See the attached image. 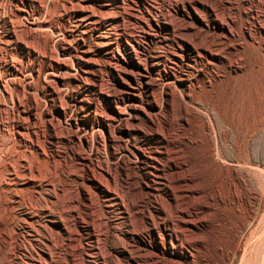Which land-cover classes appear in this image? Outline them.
Here are the masks:
<instances>
[{
  "label": "rangeland",
  "instance_id": "374dc122",
  "mask_svg": "<svg viewBox=\"0 0 264 264\" xmlns=\"http://www.w3.org/2000/svg\"><path fill=\"white\" fill-rule=\"evenodd\" d=\"M37 1L45 3L39 10L36 0H0V264H119L112 249L123 239L116 230L126 228V221L116 218L127 212L132 224L151 239L142 223L148 210L158 237L182 252L171 255L149 247L152 254H159L155 264H264V0H199L210 7L197 8L201 20L189 17L187 8L185 15L176 14L175 4L189 0H122L119 24H112L109 14L95 7L101 16L82 33L73 9L62 6L66 0ZM128 11L144 25L132 22ZM32 20L43 26L32 28ZM129 33L137 43H127ZM100 36L107 37L109 47L97 44ZM178 37L188 40L189 47ZM203 48L220 58L209 60ZM131 50L148 68L152 64L160 70L159 74L152 70L149 80L172 89L166 94V87H140L136 102L149 114L156 113L153 123L141 112H129L131 101L121 99L120 85L103 68V63L119 71L131 68L138 84H143L146 76L121 56L125 64L110 56L114 52L127 59ZM173 51L179 54L176 60ZM58 61L63 68L57 67ZM57 74L63 77L59 81ZM182 75L185 80L180 81ZM122 80L130 82L127 77ZM49 84L62 93L55 103L65 109L63 115L47 96ZM98 89L121 106L126 126L138 128L124 142L118 138L123 133L115 119L112 134L118 140L109 145L101 128L98 139L88 133L87 143L78 139L82 131L78 138L73 135L75 122L89 113L111 117ZM147 100H154L155 108H148ZM32 109L35 118L26 116ZM50 118L52 128L47 125ZM21 125L37 134L20 138ZM83 129L90 130L89 124ZM123 158L133 162L116 165ZM171 159L185 165L173 171ZM152 166L159 168V179L164 177L161 180L173 195L163 185L157 200L146 194L157 171ZM24 167L35 181L14 195L5 182L11 171L21 174ZM100 167L110 170L115 181L108 185L122 198L111 209L104 186L94 181L104 180ZM132 196L133 208L128 204ZM160 206L166 220L158 212ZM175 206L188 210L187 217L195 224L181 228ZM26 213L32 216L27 224ZM50 216H61L67 231L45 224ZM86 222L94 224L98 239L85 235ZM164 226L176 231L178 239L167 237ZM88 243L98 254H85Z\"/></svg>",
  "mask_w": 264,
  "mask_h": 264
},
{
  "label": "bare ground",
  "instance_id": "6f19581e",
  "mask_svg": "<svg viewBox=\"0 0 264 264\" xmlns=\"http://www.w3.org/2000/svg\"><path fill=\"white\" fill-rule=\"evenodd\" d=\"M142 3H146V2H149L147 0H138ZM205 1V0H204ZM37 6H38V10L40 8H42L41 6V2L40 1H37ZM122 0H66L62 6L63 8H72L74 13H75V24L79 27V32L82 33L84 32L85 28H87L91 23L95 22L97 19L99 20V17L101 16V14L103 12H105V16H106V13L109 14L110 16V20H111V23L112 24H119L120 22V17L122 18L121 15H119L120 13L118 12L120 10V8L122 7L121 6V3ZM136 2V1H135ZM151 2V1H150ZM179 2V1H178ZM183 2V1H182ZM44 3V2H43ZM19 4V3H18ZM45 4V3H44ZM12 5V4H11ZM43 5V4H42ZM55 6V5H54ZM145 6V5H144ZM229 6V5H228ZM4 7V6H3ZM51 7V6H50ZM75 7V10L74 8ZM93 7V8H92ZM97 7L98 11H100V15H98V11L96 10V13H95V10L94 8ZM204 8L205 10L208 8H210L207 4H205L204 2H201L199 0H189L188 2L185 3H177L175 4V11H176V14L177 12L179 13H182L185 15L186 13V8H187V14L189 17L191 18H195V19H200V16L197 12V8ZM23 8V7H22ZM55 8V7H54ZM135 8V7H134ZM51 9V8H50ZM65 10V9H64ZM102 11V12H101ZM132 11V10H131ZM202 11V10H201ZM13 12V11H12ZM55 12V11H54ZM118 12V14H117ZM126 12V11H125ZM129 12V11H128ZM169 12V11H168ZM62 13V12H61ZM130 13V12H129ZM128 13V14H129ZM55 14V13H54ZM67 14V13H66ZM170 14V12H169ZM172 14V13H171ZM17 15V14H16ZM130 19L132 22H138L139 24L141 23V27L142 25H144V23L134 14V13H130ZM11 16V15H10ZM145 17V16H144ZM47 18V17H46ZM22 19V18H21ZM123 19V18H122ZM157 19V17H156ZM153 21L155 22V24L161 26L157 21ZM35 20V19H34ZM55 20V19H54ZM41 21V20H40ZM47 21V20H46ZM122 21V20H121ZM172 22V21H171ZM24 23V22H23ZM57 23V22H56ZM147 24H149L150 22L146 21ZM227 23V22H226ZM30 26L33 28V26H36L38 28L42 27L43 24L40 23L39 21H30L29 22ZM190 24V23H189ZM220 24V26L225 29L224 25L221 24V23H218ZM20 25V23H19ZM133 25V23H132ZM138 25V24H137ZM149 26V25H148ZM150 27V26H149ZM163 27H165L166 29L168 30H174L172 25L170 24H166L164 23L163 24ZM182 27V26H181ZM187 27H189V25H185L183 26L184 29H186ZM22 28V27H21ZM46 28V27H44ZM135 28V27H134ZM176 28V27H175ZM42 29V28H41ZM50 29V28H49ZM39 30V29H38ZM38 30H35V31H38ZM44 30V29H43ZM48 31V30H47ZM132 32V31H131ZM78 33V32H77ZM183 33V32H182ZM233 33V32H232ZM43 34V33H42ZM41 34V35H42ZM129 36H125V40L127 41V43L129 42V40L132 42V43H137L135 37L133 36V34L131 35V33L128 34ZM17 36V35H16ZM19 36V35H18ZM193 36V35H192ZM227 36V35H226ZM20 37V36H19ZM22 37V36H21ZM80 37V36H79ZM228 37V36H227ZM18 38V37H17ZM22 39V38H21ZM74 39V38H73ZM77 39V38H76ZM2 40V39H0ZM24 40V39H23ZM178 41H180L181 44H183L184 46L186 47H189V42L188 40H186L185 38H182V37H178L177 39ZM31 41V40H30ZM33 41V40H32ZM45 41V40H44ZM81 41V40H80ZM201 41V40H200ZM10 42V41H9ZM25 42V41H24ZM39 42V41H38ZM69 42V41H68ZM202 42H205L202 41ZM218 42V41H217ZM32 43V42H31ZM30 43V44H31ZM97 44L99 45H102L103 47H106V46H110V42L108 41L107 37H103V36H100L99 37V40L97 42ZM129 45L131 43H128ZM210 44V43H209ZM28 46H30L28 44ZM38 46V45H37ZM123 46L126 47L125 44H123ZM227 46V45H226ZM34 47V46H33ZM82 47V46H81ZM124 47V48H125ZM208 47V46H207ZM65 47H62L61 46V49L63 50ZM174 48V47H173ZM198 48V47H197ZM214 49V48H213ZM41 50V49H40ZM88 50V49H87ZM86 49L83 48L82 52L86 53L87 52ZM104 50V49H103ZM206 56L208 57L209 60H214V59H218L220 58L219 55H217L216 53L212 52L211 50H208L207 48H203ZM37 51V50H36ZM218 51V50H217ZM174 52V51H173ZM177 52V51H176ZM219 52V51H218ZM45 54V53H44ZM128 57L127 59L126 58H123L122 55H115L114 52H111L110 56L113 57L115 56L116 59L118 61H121L122 62V59L127 62L128 64H130L131 66L135 67L136 70H138V72H140V74L142 76H146V80L144 81L143 84H138V82L136 81V76H134L133 72L135 73L136 71H133L132 72V69H127L125 67V69L123 68L122 71H119L118 69H116L115 67H112L110 66L108 63H103V68H107L111 77L113 78V80L115 81V83H117L118 85H120V90H121V99L122 100H130V104L128 105L129 106V112L131 114L133 113H137V112H141L144 116H146L148 118V120L153 123V116H157L156 113H153V114H149L151 113V111L148 113V111H146V109H142L140 107H138V104H137V96H138V91H141L140 90V87L143 85L145 86L146 88L149 87V86H155L156 88H161V90H163L162 88L166 87L165 92L166 94L169 92V90L171 89L170 85H163L161 84L160 82L158 81H154L152 82L151 80L148 79V77H150V74L152 72V70H155L156 72L157 71H160L158 70V68L154 65L151 64V68H148L143 62L142 60L140 59V57L137 55V53L133 50L129 51L128 53ZM105 55L107 56V53L105 52ZM79 56L77 53H76V58L79 59ZM121 56V58H120ZM179 56V54L177 53H172V59L173 60H176L177 57ZM12 57V56H11ZM108 57V56H107ZM240 57V56H239ZM16 59V58H15ZM88 61V60H87ZM237 61V60H236ZM60 64H58L57 67H64V63L61 62V61H58ZM99 62V61H98ZM21 63V62H20ZM122 64H125L124 62H122ZM91 65V64H90ZM183 65V64H182ZM23 66V65H22ZM28 66V65H27ZM117 66V65H116ZM126 66V65H125ZM18 68V67H17ZM85 68V67H84ZM90 68V67H89ZM22 70V69H21ZM87 69H84L83 71L84 72H87L86 71ZM89 70V69H88ZM40 72V71H39ZM93 72V71H92ZM175 72V71H174ZM30 73V72H29ZM158 73V72H157ZM92 74V73H91ZM159 74V73H158ZM161 74V73H160ZM59 76V74H57ZM178 76V75H177ZM1 77V76H0ZM16 77V76H15ZM123 77H127L130 81V82H124L122 79ZM20 78V77H18ZM63 77L60 75L59 78H54L55 80H60L62 79ZM77 79V78H76ZM105 79V78H104ZM148 79V80H147ZM5 80V79H4ZM22 80V79H21ZM180 81L182 80H185V78L183 79V75L180 77L179 79ZM23 81V80H22ZM86 81V80H85ZM151 81V82H150ZM3 83V82H2ZM24 83V82H23ZM4 84V83H3ZM50 85V88L48 90V93H47V96L50 98V100L52 101V103L54 104L56 110L58 111V113L60 115H63L64 112H65V109L56 104L55 101L59 98L60 99V91L58 88L53 87L51 84ZM5 86V85H4ZM142 86V87H143ZM116 87V86H115ZM141 87V88H142ZM8 88V87H7ZM151 88V87H150ZM154 89V88H152ZM177 89V88H176ZM172 90V89H171ZM170 90V91H171ZM9 92V91H8ZM97 92V96H99L102 101L104 102V104L106 105L105 108H107L110 113H111V117H107V116H104L102 113V115H97L96 113H89L87 114L86 116L83 117V119H81V122L78 123L75 122L76 126L74 127V133L73 135L75 137H77V133L78 132H81V138H78L79 141L81 142H85L87 143L88 142V139H89V135L88 133H94L98 139V132H99V129H103L104 130V136H103V141L107 142L108 145L110 143H112L117 137L114 136L112 134V119H115L117 121V127L119 128V130L122 131L123 135H120L122 137H118L119 139L121 138L124 142V139L129 137L131 132L132 131H135V132H138V128H130L128 126H126L127 124V119L125 117V114L124 112L122 111V108H120L121 106H119L117 104V101L112 98L109 93H104L102 90L98 89ZM109 92V91H108ZM112 92V91H110ZM148 96V95H147ZM63 99V98H62ZM194 99V98H193ZM62 102V101H61ZM87 104H89L88 101H86ZM198 102V101H197ZM73 104V103H72ZM157 104V103H156ZM123 106V105H122ZM164 106V105H163ZM147 107L148 108H155V102L154 100H147ZM179 107V106H178ZM124 109V108H123ZM97 110V109H96ZM162 110V109H161ZM37 111V110H36ZM39 111V110H38ZM55 113V112H54ZM131 114H129L128 116L131 117ZM158 114V113H157ZM174 114V113H173ZM27 117L29 118H35L36 117V114L35 112L32 110H30V112H28L26 114ZM56 116V115H55ZM136 116V115H135ZM178 116V115H177ZM176 116V117H177ZM161 117V116H160ZM174 117V116H173ZM25 118V117H24ZM55 118V117H53ZM58 118V117H56ZM132 120L134 121L135 117L134 115H132ZM47 119V118H46ZM173 119V118H172ZM56 121V120H55ZM45 122V120H44ZM48 124L50 128H52L51 126H54V123H53V120L50 118L48 119ZM161 122V121H160ZM171 122V121H170ZM36 124V123H35ZM59 124V123H58ZM89 124V127H90V130H84L83 129V126H86ZM161 124V123H160ZM32 128V127H31ZM54 128V127H53ZM27 133V134H26ZM37 134L35 129L33 130H30L28 129L26 126L24 125H21L17 128V135L22 138V137H25L24 135H28V134ZM57 134V132H56ZM58 135V134H57ZM94 135V136H95ZM30 136V135H29ZM33 136V135H32ZM54 136V135H53ZM100 136V134H99ZM124 136V138H123ZM18 137V138H19ZM39 137V136H38ZM27 138V137H26ZM31 138V136H30ZM37 138V137H36ZM163 138V136H162ZM128 139V138H127ZM21 140V139H20ZM118 140V139H116ZM163 140L165 141V143H169V140L165 139V137L163 138ZM33 141V140H32ZM99 141V140H98ZM128 141V140H127ZM127 141H125L127 143ZM115 142V141H114ZM193 142V141H192ZM21 143V142H20ZM29 143V142H28ZM34 143V142H33ZM106 143V144H107ZM39 144V143H38ZM86 145V144H85ZM88 145V144H87ZM33 146V145H32ZM135 149V152H137L139 154V156L144 159V153L137 147H135L134 145H132ZM126 147V146H125ZM128 148V147H126ZM129 150V149H128ZM127 150V151H128ZM20 151V150H19ZM33 151V149H32ZM132 151V150H131ZM130 151V153H132ZM35 153V152H34ZM127 154V153H126ZM133 154V153H132ZM125 155V154H124ZM26 156V154H25ZM129 156V154H128ZM217 156V155H216ZM129 158V157H128ZM168 159V158H167ZM126 161H131V160H127L126 158H123L121 159V161L119 163H117L116 165L118 166H121L123 164L126 163ZM170 161V160H169ZM133 162V161H131ZM12 163V162H11ZM15 163V162H14ZM169 164V168L172 169L173 171H177L178 169H182V167L185 165L184 162H180L178 160H175V159H171L170 163L168 162ZM14 165V164H13ZM30 165V164H29ZM188 165V164H187ZM15 166V165H14ZM23 166V165H22ZM28 166V165H27ZM21 167V166H20ZM153 169L154 168H157L156 166H152ZM15 169V168H14ZM30 169V168H29ZM28 169V170H29ZM109 169V168H108ZM161 169V168H160ZM31 171V170H30ZM29 171V172H30ZM151 171V169H150ZM163 171V170H162ZM28 171H26V167L23 168V172L20 174L16 173V172H10V178L9 180H7L5 183L7 184L9 190H13L12 193H14V195H19L20 193L18 192L17 193V190L19 191L21 187H23L24 185H27L31 182H34L35 180L32 178L31 174L29 173ZM100 172L102 173V176H104V180H100L98 178H95V183L101 185V186H104V189H105V200L108 201V203H106V206L109 207L111 209V207H113V205H120L122 202V198L118 195V193L115 191V189H112L111 187H109L110 185L109 182L113 183L114 184V176L112 175V173L110 172V170H107L103 167H100ZM35 173V172H34ZM100 173V175H101ZM33 174V173H32ZM34 175V174H33ZM36 177V176H35ZM161 177V172L159 170V168H157V171H156V175L151 178V182H152V186L153 188L148 191L146 194L148 195H152V198H154L155 200H157V192L158 190L160 189V185H163L161 188L164 190H166V192H168V194H172L170 191H169V188H167L168 186H166V184H164V181H162L161 179H163L164 177H162L161 179H159ZM39 179V178H38ZM1 181V180H0ZM106 181V182H104ZM12 186V187H11ZM3 187V186H2ZM28 189V188H27ZM181 191H186V189H180ZM173 192V190H172ZM24 193V192H23ZM174 193V192H173ZM24 195V194H23ZM173 195V194H172ZM175 195V194H174ZM137 196V194H136ZM170 196V195H169ZM23 197V196H22ZM133 197V196H132ZM129 198L128 200V204L131 208L135 207L136 205V198ZM124 198V197H123ZM176 198V196H175ZM178 199V198H177ZM55 201V200H54ZM175 201V200H174ZM172 201V202H174ZM177 201V200H176ZM46 202V201H45ZM176 204V203H175ZM179 204V203H178ZM187 204V203H186ZM49 205V203L47 204ZM51 205V204H50ZM3 207V206H2ZM161 209L160 211L158 210V212L160 214H163L164 216V219L166 220L167 219V214L166 216L164 215L165 212L163 210V207L160 206ZM43 208V207H42ZM167 208V207H166ZM174 208V213L175 215H178L180 218V225H182L183 227H180L181 228H184L185 226L187 227H191L193 226L195 223L192 222L191 220H189V218L187 217L188 214H189V211L182 208V207H179V206H175L173 207ZM132 210V209H131ZM170 210V209H169ZM4 211V210H3ZM28 212V211H27ZM172 212V211H171ZM125 216H122V217H119V218H116V221L118 222H125L126 223V228L122 229V228H117L116 230V233H120L121 237L123 238L119 244H115L113 245V255L118 259H121L119 262V264H151L152 262L156 261V258H158V253H154L152 254L151 251L148 249L149 247H153L155 248L157 251L156 252H160V253H167V254H171V255H176L178 253H182L180 250H177L175 248L174 245H170L168 246L166 243H164V241H162L158 235L156 234V227H155V222H154V219H152L151 217V214L148 210L147 212V217L142 220V223L143 225H146V229L148 230L147 233L149 235V237L151 239H147L143 230L141 228H137L135 227L133 224H132V221L129 219V214L127 212H125ZM167 213V212H166ZM192 213V212H191ZM26 219H25V223L27 224L28 223V220L29 218H31L32 216L29 214V213H26ZM188 218V219H187ZM48 222V223H47ZM33 223V222H32ZM37 223V222H36ZM194 223V224H193ZM47 225H49L51 227L52 226H55L57 227V229H59V231L61 230L62 232H66L67 231V228H66V225H65V222L64 220L60 217H57V216H50V218H48V220L46 221ZM43 225V224H42ZM94 224L92 223H89V222H86L85 223V226H83L84 228V233L85 235L90 238V239H98V235L95 233L96 231H94ZM35 226V225H34ZM44 226V225H43ZM140 227V226H139ZM143 227V226H142ZM185 227V228H187ZM36 228V227H35ZM116 229V228H115ZM166 232H167V237H169L170 239H172L173 237H175V239L177 240L178 239V235H177V232L176 231H167V228L164 226L163 228ZM191 229V228H190ZM53 231V230H52ZM30 232V231H29ZM59 234V233H58ZM51 235V234H50ZM119 235V234H118ZM45 236V235H44ZM56 236V235H54ZM117 236V235H116ZM57 237V236H56ZM120 237V236H119ZM118 238V237H117ZM55 239V238H54ZM63 239V238H62ZM120 239V238H118ZM189 239V238H188ZM137 240V241H136ZM135 242L138 243V247L140 248H137L139 249L140 251H136L137 249L136 246H135ZM45 243V242H44ZM56 243V242H54ZM58 243V242H57ZM7 245V244H6ZM47 245V244H46ZM50 246V245H49ZM52 247V246H51ZM6 249V248H5ZM87 252L85 251V254L88 255V256H91V254H98V251H97V247L91 243H88L87 244V248H86ZM54 251V250H53ZM153 251V249H152ZM155 251V250H154ZM55 252V251H54ZM42 256L46 259H50L51 260V255L49 253L45 254L44 251H42ZM88 258V257H87ZM86 258V259H87ZM114 258V257H113ZM160 258V257H159ZM158 258V260H159ZM41 259V258H40ZM45 259V260H46ZM2 260V259H1ZM91 260V259H89ZM113 260V259H112ZM116 260V259H115ZM114 261V260H113ZM48 262V261H47ZM105 262V261H104ZM112 263V262H111ZM110 263V264H111ZM116 263V262H115ZM157 263V262H154V264ZM25 264H29V263H25ZM33 264V263H32ZM49 264V262H48ZM113 264V263H112ZM153 264V263H152Z\"/></svg>",
  "mask_w": 264,
  "mask_h": 264
}]
</instances>
